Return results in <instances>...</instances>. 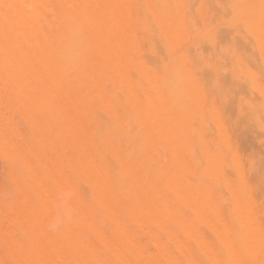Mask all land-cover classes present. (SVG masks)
<instances>
[{"label":"bare ground","instance_id":"obj_1","mask_svg":"<svg viewBox=\"0 0 264 264\" xmlns=\"http://www.w3.org/2000/svg\"><path fill=\"white\" fill-rule=\"evenodd\" d=\"M262 126L264 0H0V264H264Z\"/></svg>","mask_w":264,"mask_h":264},{"label":"rangeland","instance_id":"obj_2","mask_svg":"<svg viewBox=\"0 0 264 264\" xmlns=\"http://www.w3.org/2000/svg\"><path fill=\"white\" fill-rule=\"evenodd\" d=\"M147 46V44H145ZM229 125L231 126L232 134L234 136V140L236 142L241 140L240 137V132L239 130L229 122ZM252 153H253V158L254 160H259L261 161L263 167H264V126L261 127L259 130H253L252 131ZM261 192L264 194V183L260 187Z\"/></svg>","mask_w":264,"mask_h":264},{"label":"clouds","instance_id":"obj_3","mask_svg":"<svg viewBox=\"0 0 264 264\" xmlns=\"http://www.w3.org/2000/svg\"><path fill=\"white\" fill-rule=\"evenodd\" d=\"M73 216V210L70 208H65L63 210V219L64 220H71ZM61 219L58 218L57 221L52 225L53 228H56L60 223H61Z\"/></svg>","mask_w":264,"mask_h":264}]
</instances>
